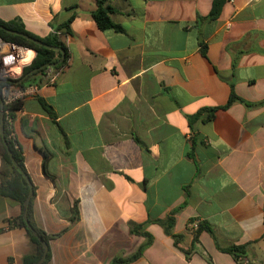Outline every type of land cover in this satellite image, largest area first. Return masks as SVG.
Listing matches in <instances>:
<instances>
[{
    "label": "crops",
    "instance_id": "1",
    "mask_svg": "<svg viewBox=\"0 0 264 264\" xmlns=\"http://www.w3.org/2000/svg\"><path fill=\"white\" fill-rule=\"evenodd\" d=\"M213 3L110 0L117 32L98 28L97 0H0V20L40 38L73 18L59 31L67 67L10 121L49 237L44 264L129 256L146 241L131 224L154 239L131 264H264V0H226L198 23ZM232 86L243 102L190 122L227 105ZM175 210L177 238L159 223ZM22 214L0 195V264L34 253Z\"/></svg>",
    "mask_w": 264,
    "mask_h": 264
},
{
    "label": "trees",
    "instance_id": "2",
    "mask_svg": "<svg viewBox=\"0 0 264 264\" xmlns=\"http://www.w3.org/2000/svg\"><path fill=\"white\" fill-rule=\"evenodd\" d=\"M225 1L226 0H214L212 10H211L209 16L206 18L198 16L197 22L199 23V22L204 21V20H215V19H217L220 16V13L222 11V8H223ZM109 3H110V0H97V9L92 13V16H93V18H94V20H95V22L98 25V28L100 30L105 31V30L112 29V30L117 31V32L122 31L121 27L118 26L117 24H115L110 17V14L113 12V8L111 7V5ZM72 20H73V18H71L66 24H64L63 26H61L57 30H55V32L53 34H51L45 38H40V37L35 36L34 34L28 32L25 29L24 25L19 21L4 22V21L0 20V24L3 25L4 27L10 29V30L17 31V32L29 35L35 39H38L47 45L64 49L66 51V59L63 61V63H61L60 65H58L54 68V71L59 73L60 71L65 69L67 67V64H68L67 48H66V45L62 39V35L59 34V31L65 30L67 33H70V31H71L70 30V24H71ZM0 37L5 41L12 42V43L24 46V47H28V48H30L36 52V57L34 58L33 62L29 66L24 68L22 76L29 73L30 71H32L36 68L42 67L43 65L56 64L62 57V54L59 51H55V50H51V49H47V48L38 46V45L20 37V36L12 35V34L6 32L5 30H2V29H0ZM44 82H46L45 81V70H41L38 73L31 76L27 81L20 84L19 87H25L27 85H32V84L40 85V83H44ZM40 101H41L42 106L50 113V115L53 116L54 114L52 112V108L50 106H48L44 101H42V100H40ZM236 101L243 102L242 99L237 96V94L233 90V86H232L230 99H229V102L227 103V105H225L223 107H212V108L202 109L196 115L191 116L189 118L190 122L193 123V121L198 119L203 112L207 113V117H206L205 121H211L214 119L217 111L228 109ZM20 108H21V103H16L14 105L5 107V110H10V113L8 115L7 114L5 115V137L8 141L9 147L13 153L14 158L24 168L23 158L21 156L20 149L17 147V144L14 141V139H11L9 137V135H10L9 118L10 119L13 118V112L20 109ZM0 153L2 155V161H3L2 170L0 172V178L2 181L1 185H0V195L17 201L23 208L24 202L27 199V196H28L29 191H30L29 184L26 181V179L24 178V176L18 171V169L11 162L10 156L8 154V151L5 147V145L3 144L1 137H0ZM44 157H45L44 164H43L44 171L46 174H48L47 169H46V164H47V160H48L49 156L47 154H44ZM32 206H33V204L31 201L30 206H29V211H28V218L30 220V223L33 226V228L39 233V235L41 237H43L44 240H46L48 242L49 237L44 232L39 230L33 222V207ZM176 212H177V210H175L172 213V215L170 216V218L168 220L159 222L164 227V229L168 235H173L172 234V228H173V223H174L173 215ZM75 219H76V216H74V218H72L73 221ZM18 226H20L21 228L26 230L28 236L30 237L32 244L35 247L34 253H32L30 255H26L23 258V264H35L43 255V252H44L43 245L38 240V238L33 235L31 230L27 227V224H26V221L23 217V214L18 218ZM198 227H199V229L197 231V234L199 232H201L202 229H206L205 224L198 225ZM140 230H141L140 225H135V224L130 225V232L132 234L141 235V236L145 237L146 241L133 254L126 256V257L118 256L111 261V264H131V263L137 261L138 259H140L144 255L145 250L149 246H151L154 239L149 233L141 232ZM210 232L212 233L211 230H210ZM174 238H177V237L174 236ZM175 240H177V239H175ZM194 241H197V238L194 239ZM222 250L224 252L232 254L237 260L240 261V259H244V256L246 253V246H231V247H228V248H225ZM48 258H49V254H48Z\"/></svg>",
    "mask_w": 264,
    "mask_h": 264
},
{
    "label": "built area",
    "instance_id": "3",
    "mask_svg": "<svg viewBox=\"0 0 264 264\" xmlns=\"http://www.w3.org/2000/svg\"><path fill=\"white\" fill-rule=\"evenodd\" d=\"M231 2L233 0H230ZM29 55H36V52L28 47H24L12 42L3 40L0 37V114L2 108L4 115H8L10 110H5L6 106L21 103L29 97L35 96L39 91V85L32 84L25 87H19L16 81L22 76L25 67L31 64L27 63ZM58 73L54 68L45 70L46 83L54 85ZM11 119L9 118V123ZM9 137L13 139V135ZM3 166L2 155L0 153V170ZM198 222L190 225L192 230L198 228Z\"/></svg>",
    "mask_w": 264,
    "mask_h": 264
},
{
    "label": "water",
    "instance_id": "4",
    "mask_svg": "<svg viewBox=\"0 0 264 264\" xmlns=\"http://www.w3.org/2000/svg\"><path fill=\"white\" fill-rule=\"evenodd\" d=\"M0 29L5 30L6 32H8V33H10L12 35L20 36V37H22V38H24V39H26V40L38 45V46H41V47H44V48H47V49H51V50H55V51H59L62 54L61 59L56 64H46V65H43L40 68H36V69L30 71L29 73H27V74L23 75L22 77H20L16 81L17 84L24 83L31 76H33L34 74L38 73L41 70H46V69H49V68H55L56 66L60 65L61 63H63V61L66 59V51L64 49H62V48L53 47V46L47 45V44L43 43L42 41H40L38 39H35V38H33V37L29 36V35H26V34H23V33L17 32V31L10 30V29L4 27L1 24H0ZM0 137H1V139L3 141V144L5 145V147H6L7 151H8V154L10 156L11 162L18 169V171L24 176V178L26 179V181L29 184L30 191H29V194L27 196V199L24 202L23 217H24V219L26 221L27 227L31 230L33 235L38 238V240L42 243L43 248H44V252H43L42 257L35 264H44L45 261L48 258V254H49V244L33 228V226L30 223V220L28 218L29 206H30L32 198L34 197V194H35L34 185L32 183V180L30 179L29 175L25 171V169L14 158L13 153H12L10 147H9L8 141H7L6 137H5V115H4L3 108H2V112L0 114Z\"/></svg>",
    "mask_w": 264,
    "mask_h": 264
},
{
    "label": "rangeland",
    "instance_id": "5",
    "mask_svg": "<svg viewBox=\"0 0 264 264\" xmlns=\"http://www.w3.org/2000/svg\"><path fill=\"white\" fill-rule=\"evenodd\" d=\"M1 170H2V168H1ZM1 170H0V172H1Z\"/></svg>",
    "mask_w": 264,
    "mask_h": 264
}]
</instances>
